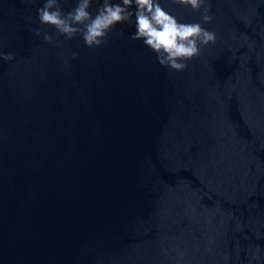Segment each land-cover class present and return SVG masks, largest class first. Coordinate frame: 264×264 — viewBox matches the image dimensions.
Masks as SVG:
<instances>
[{
	"label": "water",
	"instance_id": "95a60500",
	"mask_svg": "<svg viewBox=\"0 0 264 264\" xmlns=\"http://www.w3.org/2000/svg\"><path fill=\"white\" fill-rule=\"evenodd\" d=\"M44 3L0 0V264H264V0H210L182 72L134 25L57 36Z\"/></svg>",
	"mask_w": 264,
	"mask_h": 264
},
{
	"label": "clouds",
	"instance_id": "9594fccd",
	"mask_svg": "<svg viewBox=\"0 0 264 264\" xmlns=\"http://www.w3.org/2000/svg\"><path fill=\"white\" fill-rule=\"evenodd\" d=\"M93 2L76 0V6L65 13L59 0H45L38 9V19L40 23L52 26L57 36L67 40L82 37L88 48L103 45L118 24L134 25L135 32L130 39L142 41L156 54L160 65L177 72L186 70L188 62L201 55L202 47L216 42V34L202 27V24H209L213 19L209 14L210 0H171L174 5L200 12L199 23L180 22L165 10L160 0H120L119 3L102 0L95 15L89 11ZM96 2L99 3V0ZM36 34L41 33L37 30ZM43 39L50 43L53 41V37L47 33L43 34ZM76 55L72 53L73 58ZM14 58L13 53L0 52V60L7 62Z\"/></svg>",
	"mask_w": 264,
	"mask_h": 264
}]
</instances>
